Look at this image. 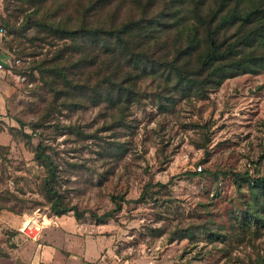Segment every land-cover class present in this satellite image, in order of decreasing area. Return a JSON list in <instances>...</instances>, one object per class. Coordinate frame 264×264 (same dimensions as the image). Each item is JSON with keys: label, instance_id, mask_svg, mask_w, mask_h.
I'll return each instance as SVG.
<instances>
[{"label": "rangeland", "instance_id": "374dc122", "mask_svg": "<svg viewBox=\"0 0 264 264\" xmlns=\"http://www.w3.org/2000/svg\"><path fill=\"white\" fill-rule=\"evenodd\" d=\"M57 3L33 14L25 1L0 0L2 48L18 59L0 71V211L41 220L36 240L52 239L62 264H264V191L251 184L264 173V70L187 92L197 88L174 84L168 41L155 66H125L122 87L105 84L108 100L95 104L86 86L99 74L76 65L83 53L55 60L62 40L18 30L27 14L43 18ZM15 5L24 11L14 20ZM203 50L178 60L197 65ZM39 141L55 166L58 203L77 217L51 209L47 168L33 155ZM218 169L240 176L211 173ZM0 225L2 247L9 232Z\"/></svg>", "mask_w": 264, "mask_h": 264}, {"label": "trees", "instance_id": "16d2710c", "mask_svg": "<svg viewBox=\"0 0 264 264\" xmlns=\"http://www.w3.org/2000/svg\"><path fill=\"white\" fill-rule=\"evenodd\" d=\"M22 1L34 6L35 14L38 8H44L46 0ZM23 11L20 5H15L9 15L15 20ZM45 16L48 19H43ZM44 17L34 19L32 14H27L18 30L35 28L36 32L45 33L41 37L43 41L62 40L53 55L55 60L67 59L64 58L67 52L83 53L76 65L95 69L91 71L92 76L99 74L86 86L91 89L89 98L95 104L108 100L105 84L117 90L122 87V75L117 74L125 66L141 64L143 72L147 70V63L155 66L158 52L163 47L167 49L168 41L174 50L167 61L169 73L176 75L174 84L197 88L196 91L186 89L187 92L201 95L205 87L231 75L264 70V0H59L55 7L46 10ZM161 37L163 45L159 42ZM201 44L204 50L197 65L191 63L190 57L178 60L192 55ZM53 67V72L57 70V75L70 83L63 70ZM108 72L110 76H105ZM43 147L39 141L33 155L47 168L43 184L52 196L50 207L57 213L72 210L77 217L78 211L73 206L58 203L59 193L52 184L55 166ZM198 173L189 172L190 175ZM211 173L240 176L238 172L220 169ZM251 184L264 191V173L253 177ZM114 209L96 219L103 222Z\"/></svg>", "mask_w": 264, "mask_h": 264}, {"label": "crops", "instance_id": "0c3cea01", "mask_svg": "<svg viewBox=\"0 0 264 264\" xmlns=\"http://www.w3.org/2000/svg\"><path fill=\"white\" fill-rule=\"evenodd\" d=\"M22 220V217L19 215L0 211V224H3V226L6 224L7 231L9 232L5 239L2 240L3 246L0 247L3 256L0 257V264H62L60 262V250L52 239L40 242L29 238L22 240L20 236L23 237L24 235L18 232L16 228ZM67 221L64 224L65 227H72L74 229L75 223L71 219ZM1 235L3 236V234ZM80 253L83 254V258H90L88 253H85V250Z\"/></svg>", "mask_w": 264, "mask_h": 264}, {"label": "built area", "instance_id": "2783aa9c", "mask_svg": "<svg viewBox=\"0 0 264 264\" xmlns=\"http://www.w3.org/2000/svg\"><path fill=\"white\" fill-rule=\"evenodd\" d=\"M6 36L7 33L5 28L0 25V71L11 67L13 64L18 62V59L14 57V55L2 48V44L6 40ZM41 229L42 221L34 216L25 217L17 227L18 232L23 234L26 238L32 240H36L38 238Z\"/></svg>", "mask_w": 264, "mask_h": 264}]
</instances>
